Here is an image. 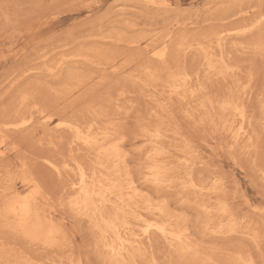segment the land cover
I'll return each instance as SVG.
<instances>
[{
  "label": "rangeland",
  "instance_id": "rangeland-1",
  "mask_svg": "<svg viewBox=\"0 0 264 264\" xmlns=\"http://www.w3.org/2000/svg\"><path fill=\"white\" fill-rule=\"evenodd\" d=\"M0 130V264H264V0H0Z\"/></svg>",
  "mask_w": 264,
  "mask_h": 264
},
{
  "label": "bare ground",
  "instance_id": "bare-ground-1",
  "mask_svg": "<svg viewBox=\"0 0 264 264\" xmlns=\"http://www.w3.org/2000/svg\"><path fill=\"white\" fill-rule=\"evenodd\" d=\"M259 37H260V36H259ZM115 56H116V55H115ZM28 64H29V62H28ZM134 68H135V67H134ZM133 74H134V73H133ZM55 77H56V76H55ZM234 77H235V76H234ZM62 79H63V78H62ZM184 79H186V78H184ZM115 80H116V79H115ZM177 82H179V81H177ZM9 85H10V84H9ZM77 85H78V84H77ZM177 88H179V85H178ZM35 91H36V90H35ZM87 101H88V100H87ZM230 105H231V104H230ZM236 106H237V104H236ZM236 108H237V107H236ZM237 110H238V109H237ZM237 110H236V111H237ZM239 110H240V109H239ZM239 110H238V111H239ZM238 111H237V112H238ZM30 112H31V111H30ZM48 112H49V111H48ZM228 112H229V111H228ZM49 113H50V112H49ZM52 113H53V112H51V114H52ZM230 113H232V112H230ZM230 113H228V115H229ZM242 113H243V112H242ZM240 114H241V112H240ZM240 114H239V115H240ZM8 116H9V115H8ZM31 116H32V115H31ZM243 116H244V115H243ZM47 117H48V116H46V118H47ZM236 117H239L238 114H237ZM46 118L44 117V118H43V119H44L43 121H45ZM205 118H206V117H205ZM239 118H240V117H239ZM241 118H243V117L241 116ZM48 119H49V117H48ZM25 120H26V119H25ZM69 120H70V119H69ZM69 120H68V121H69ZM71 120H72V119H71ZM71 120H70V121H71ZM239 120H240V119H239ZM22 121H23V120H22ZM59 121H61V120H59ZM72 121H73V120H72ZM24 122H25V121H24ZM238 122H239V121H238ZM240 122H241V121H240ZM59 123H60V122H59ZM22 124H23V123H21V125H22ZM8 125H9V124H8ZM64 125H65V124H64ZM223 125H224V124H223ZM58 126H62V125H58ZM58 126H56V127H58ZM66 126H67V125H66ZM240 126H241V125H240ZM15 127H16V126H15ZM69 127H70V126H69ZM6 128H7V127H6ZM74 128H75V127H74ZM239 128H240V127H239ZM0 131H1V130H0ZM2 131H3V130H2ZM106 132H107V131H106ZM241 132H242V131H241ZM3 133H6V132L3 131ZM6 134H8V133H6ZM237 134H239V133H237ZM242 135H243V134H242ZM1 136H2V134H1ZM1 136H0V137H1ZM4 136H5V140H6V135H4ZM4 136H2V137H4ZM8 136H9V135H8ZM8 136H7V137H8ZM2 137H1V139H2ZM8 138H9V137H8ZM2 140L4 141V139H2ZM2 140H1V143L3 142ZM119 140H120V139H119ZM41 141H42V140H41ZM95 142H96V141H95ZM11 143H12V142H11ZM17 143H19V142H17ZM118 143H119V142H118ZM13 144H14V143H13ZM93 144H95V143H93ZM93 144H92V145H93ZM98 144H99V143H98ZM8 145H10V144H8ZM96 145H97V144H96ZM99 145H100V144H99ZM10 147H11V146H10ZM17 147H18V146H17ZM11 148H12V147H11ZM91 148H92V147H91ZM6 149H7V148H6ZM9 149H10V148H9ZM23 150H24V149H23ZM119 150H120V148H119ZM8 151H9V150H8ZM97 152H98V151H97ZM115 153H116V152H115ZM2 154L4 155L3 152H2ZM21 154H22V153H21ZM119 154H120V153H119ZM0 155H1V153H0ZM19 155H20V154H19ZM153 155H154V154H153ZM115 156H118V155H115ZM154 156H155V155H154ZM118 157H120V155H119ZM20 158H21V155H20L19 159H20ZM153 158H154V157H153ZM62 159H63V158H62ZM120 159H121V157H120ZM150 159H151V158H150ZM70 160H71V159H70ZM5 161H6V160H5ZM23 161H24V158H23ZM21 163H22V162H21ZM54 163H55V162H54ZM26 164H27V163H26ZM56 164H57V163H56ZM58 165H59V164H58ZM100 165H101V164H100ZM0 166H1V164H0ZM59 166H60V165H59ZM61 166H63V165H61ZM101 167H102V166H101ZM57 168H58V167H57ZM68 168H69V166H68ZM59 171H60V170H59ZM77 171H78V170H77ZM107 171H108V170H107ZM32 173H33V172H32ZM83 173H84V172H83ZM107 173H109V172H107ZM84 176H85V175H84ZM130 178H131V177H130ZM154 178H155V177H154ZM38 179H39V178H38ZM116 179H117V178H116ZM87 180H88V177H87ZM117 180H118V181L121 180L120 182H122V179H117ZM189 181L191 182V180H189ZM154 182H155V181H154ZM157 182H158V181H157ZM80 183H81V182H80ZM83 183H84V182H83ZM98 183H99V182H98ZM99 184L103 187V184H101V182H100ZM122 184H123V183H122ZM190 184H191V183H190ZM83 185H84V184H83ZM126 185H127V184H126ZM130 185H132V183H131ZM94 186H95V184H94ZM111 186H112V185H111ZM135 186H136V185H135ZM82 187H83V186H82ZM104 187H105V186H104ZM119 187H120V186H119ZM97 188H99V187H97ZM110 188H111V187H110ZM116 188H117V187H116ZM123 188H126V187H124V185H123ZM127 188H128V185H127ZM118 189H119V188H118ZM94 190H95V189H94ZM106 190H107V189H106ZM119 190H120V189H119ZM122 190H123V189H122ZM129 190H130V188H129ZM107 191H108V190H107ZM123 191H124V190H123ZM123 191H122V192H123ZM122 192H121V193H122ZM131 192H132V191H131ZM8 193H9V192H8ZM13 195H14V194H13ZM101 195H102V194H101ZM8 196H9V195H8ZM105 196H106V195H105ZM13 197H14V196H13ZM17 197H18V195H17ZM5 198H6V197H4V199H5ZM11 198H12V193H11ZM55 198H56V197H55ZM24 199H25V198H24ZM24 199L22 198V200H24ZM109 199H110V198H109ZM11 200H12V199H11ZM16 200H17V199H16ZM20 200H21V199H20ZM20 200H19V201H20ZM29 200H30V199H29ZM34 200H35V199H34ZM4 201H5V200H4ZM36 201H38V200L36 199ZM106 201H107V199H106ZM109 201H110V200H109ZM109 201H108V202H109ZM111 201H113V199H112ZM111 201H110V202H111ZM89 202H90V201H89ZM19 203H20V202H19ZM27 203L29 204L28 201H27ZM114 203H116V201H115ZM14 204H15V203H14ZM14 204H12V205H14ZM112 204H113V203H112ZM118 204H119V203H117V205H118ZM121 204H124V200H123V203H121ZM86 205H87V204H85V206H86ZM113 205H114V204H113ZM115 205H116V204H115ZM7 206H8V205H7ZM10 206H11V205H10ZM121 206H122V205H121ZM13 207H14V206H13ZM28 207H29V206H28ZM28 207H27V205H26L25 202H24V204H22L21 207H19L20 218L22 217L20 220H22L24 224H25V223H29L30 218H31V213H33V212L30 211L31 209H28ZM123 207H125V206H123ZM1 208H2V207H1ZM3 208H4V207H3ZM7 208H8V207H7ZM11 208H12V206H11ZM30 208H31V206H30ZM117 208H118V207H117ZM14 209H15V208H14ZM14 209H12V212L14 211ZM34 210H35V209H34ZM131 210H132V209H131ZM224 211H225V210H224ZM36 212H37V211H36ZM36 212H34V213L36 214ZM127 212H128V211H127ZM219 212H220V211H219ZM37 213H39V212H37ZM131 213H132V212H131ZM209 213H210V211H209ZM4 214H6V213H4ZM15 214H16V213H15ZM127 214H129V213H127ZM135 214H136V213H135ZM2 215H3V213H2ZM6 215L8 216V214H6ZM36 215H38V214H36ZM136 215H137V214H136ZM160 215H161V214H160ZM18 216H19V215H18ZM18 216H17V217H18ZM33 216H34V215H33ZM127 216H128V215H127ZM133 216H135V215L133 214ZM138 216H139V218H140V215H138ZM138 216H137V217H138ZM162 216H163V215H162ZM17 217H16V218H17ZM124 217H125V216H124ZM135 217H136V216H135ZM1 218H2V217H1ZM6 218H7V217H6ZM36 218H37V217H36ZM38 218H39V216H38ZM38 218H37V219H38ZM126 218H127V217H126ZM126 218H125V219H126ZM143 218H144V216H143ZM34 219H35V218H33V220H34ZM31 220H32V218H31ZM33 220H32V222H33ZM34 221H35V220H34ZM37 221L39 222V219H38ZM40 221H41V220H40ZM125 221H126V220H125ZM139 221H140V220H139ZM20 222H21V221H20ZM41 222H42V221H41ZM16 223H17V222H16ZM16 223H15V224H16ZM35 224H37V222H36ZM125 224H126V223H125ZM146 224H149V222L146 223ZM150 224H151V223H150ZM168 224H169V223H168ZM168 224H167V225H168ZM206 224H207V223H206ZM7 225H8V224H7ZM16 225H17V224H16ZM16 225H15V226H16ZM19 225H20V224H19ZM31 225H32V224H31ZM40 225H41V224H40ZM43 225H44V224H43ZM49 225H50V223H49ZM171 225H173V224H171ZM207 225H208V224H207ZM9 226H10V225H9ZM15 226H14V227H15ZM33 226H34V225H33ZM35 226H36V225H35ZM128 226H129V225H128ZM36 227H37V226H36ZM28 228L30 229L29 226H28ZM43 228H44V227H43ZM127 228H128V227H127ZM148 228H149V227H148ZM155 228H157V225H156ZM171 228H172V227H171ZM32 229H34V228H32ZM40 229H41V228H40ZM157 229H158V228H157ZM157 229H156V230H157ZM159 229H160V228H159ZM159 229H158V232H159ZM146 230H147V229H146ZM37 231H38V229H37ZM52 231H53V229H52ZM52 231H50V233H51ZM55 231H56V230H55ZM147 231H148V230H147ZM35 232H36V231H35ZM56 232H57V231H56ZM104 232H105V231H104ZM173 232H174V231H172V233H173ZM40 233H41V231H40ZM48 233H49V232H48ZM52 233H53V232H52ZM146 233H147V232H146ZM186 233H187V232H186ZM41 234H43V233H41ZM46 234H47V233H46ZM104 234H105V233H104ZM174 234H176V233L174 232ZM128 235H130V234H128ZM169 235H171V234H169ZM169 235H168V236H169ZM176 235H177V234H176ZM23 236H24V235H23ZM51 236H52V235H51ZM172 236H173V234H172ZM29 237H30V236H28L27 238H29ZM126 237H127V236H126ZM128 237H129V236H128ZM141 238H142V236H141ZM172 238H174V236H173ZM177 238H179V237L177 236ZM177 238H176V239H177ZM111 239H112V238H111ZM128 240H129V239H128ZM140 240H141V239H140ZM174 240H175V238H174ZM182 240H183V239H182ZM115 242H116V240H115ZM128 242H129V241H128ZM138 242H139V241H138ZM181 243H182V242H181ZM128 244H129V243H128ZM129 246H131V243H130ZM124 247H125V246H124ZM132 247H133V246H132ZM137 247H138V246H137ZM173 247H174V246H173ZM130 248H131V247H130ZM135 248H136V247H135ZM135 248H134V249H135ZM179 248H180V247H179ZM124 249H126V247H125ZM136 250H138V249H136ZM131 251H132V250H131ZM131 251H129V252H131ZM112 252H113V251H112ZM112 252H111V253H112ZM126 252H127V251H126ZM134 252H135V251H134ZM202 252H203V251H202ZM15 253H16V252H15ZM136 253H137V251H136ZM136 253H135L134 255H136ZM139 253H140V252H139ZM203 253H204V252H203ZM203 253H202V254H203ZM129 254H131V253H129ZM132 254H133V253H132ZM132 254H131V255H132ZM200 255H201V253H200ZM129 256H130V255H129ZM203 256H204V255H203ZM134 257H135V256H134ZM134 257H133V258H134ZM200 257H201V256H200ZM207 257H208V255H207ZM207 257H206V259H207ZM209 258H211V257H209ZM130 259H132L131 256H130ZM212 259H213V258H211V261H212ZM133 260H134V259H133ZM209 261H210V260H209ZM211 261H210V262H211ZM215 261H216V260H215ZM130 262L132 263V260H130ZM155 262H156V261H155ZM212 262L215 264L214 260H213ZM134 263H135V262H134ZM150 263H152V262H150ZM18 264H20V263H18ZM136 264H137V263H136Z\"/></svg>",
  "mask_w": 264,
  "mask_h": 264
}]
</instances>
